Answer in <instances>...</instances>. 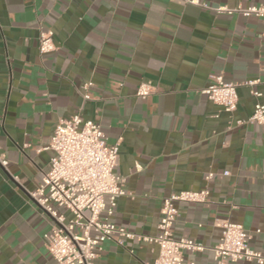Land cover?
Wrapping results in <instances>:
<instances>
[{"label": "crops", "instance_id": "obj_1", "mask_svg": "<svg viewBox=\"0 0 264 264\" xmlns=\"http://www.w3.org/2000/svg\"><path fill=\"white\" fill-rule=\"evenodd\" d=\"M199 1L229 9L264 2ZM42 31L53 34L46 55ZM215 75L258 80L264 105L263 18L184 0H0V264H55L43 240L54 222L30 193L48 170L56 125L76 114L100 126L107 147L118 144L114 173L126 195L101 219L153 237L164 198L207 190L204 203L177 205L173 236L213 246L230 221L264 255V124H236L257 102L247 87L237 88L232 114L209 101L202 90ZM147 81L154 92L137 98ZM116 239L102 244L99 264H153L155 244ZM183 259L215 264L210 250Z\"/></svg>", "mask_w": 264, "mask_h": 264}, {"label": "built area", "instance_id": "obj_2", "mask_svg": "<svg viewBox=\"0 0 264 264\" xmlns=\"http://www.w3.org/2000/svg\"><path fill=\"white\" fill-rule=\"evenodd\" d=\"M184 2L216 13H237L245 18L264 19V2L246 9L239 6L232 9L211 7L199 0ZM52 38L51 31L40 32V55L54 51ZM258 83V80L225 82L221 75H215L211 76L202 93L225 113L232 114L238 101L237 88L247 87L257 102L252 114L244 120H237L236 124H264V105L259 103L261 93L255 88ZM90 86L91 83H87L83 88ZM154 90L151 82H142L135 96L144 99ZM83 99L87 100L89 96L84 94ZM45 149L52 152L48 170L43 173L40 185L30 193V198L54 222L43 235V240L55 264H99L102 244L114 235L118 246L135 239L155 244L157 256L153 264H184L185 253H202L205 250L213 253L215 264H264V255L249 247L250 236L240 224L226 221L222 225L220 240L209 247L189 238L173 236L172 228L178 217L177 205L202 204L208 196L207 190L181 191L164 198L158 233L153 237L136 235L101 219L103 212L109 216L113 214L117 200L126 192L124 179L114 173L118 164V144L107 147L105 135L97 123L83 120L78 114L69 120H61ZM6 165L5 156L0 152V166L6 168ZM210 177L208 175L207 179Z\"/></svg>", "mask_w": 264, "mask_h": 264}]
</instances>
